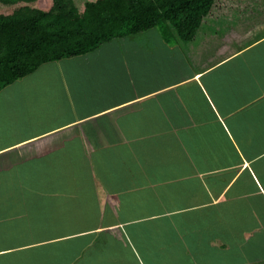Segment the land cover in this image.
Returning <instances> with one entry per match:
<instances>
[{"label": "crops", "instance_id": "crops-1", "mask_svg": "<svg viewBox=\"0 0 264 264\" xmlns=\"http://www.w3.org/2000/svg\"><path fill=\"white\" fill-rule=\"evenodd\" d=\"M18 1L0 15L52 4ZM262 17L196 45L159 36L172 61L156 87L116 92L109 71L86 73L76 102L100 105L1 134L0 264H264Z\"/></svg>", "mask_w": 264, "mask_h": 264}, {"label": "trees", "instance_id": "trees-1", "mask_svg": "<svg viewBox=\"0 0 264 264\" xmlns=\"http://www.w3.org/2000/svg\"><path fill=\"white\" fill-rule=\"evenodd\" d=\"M220 1L92 0L78 8L77 0H52L46 10L25 7L0 15V92L45 64L86 56L113 40L143 32L160 30L172 46L179 41L194 43L196 36L202 40L204 35H220L230 25L234 29L241 4H259V0H227L232 7L223 9L218 7ZM234 13L237 19L232 21Z\"/></svg>", "mask_w": 264, "mask_h": 264}, {"label": "rangeland", "instance_id": "rangeland-1", "mask_svg": "<svg viewBox=\"0 0 264 264\" xmlns=\"http://www.w3.org/2000/svg\"><path fill=\"white\" fill-rule=\"evenodd\" d=\"M86 1L89 0H77L78 8H83ZM47 4V2L45 5L38 4L36 7L48 9L49 4ZM263 4H254L248 7L240 5L238 7L239 18H246L247 23H254L260 19L259 15L264 16ZM218 7L230 8L232 4L223 0L218 3ZM3 8L8 9L9 13L14 10V7ZM230 19L234 21L237 17L236 15L231 16ZM232 23L235 24L236 21ZM201 32L203 31L201 30L198 35ZM159 36L163 37L160 30L155 29L123 40H113L89 55L45 64L35 73L8 86L0 92V112L3 113L4 119L3 124H0V128H2L0 135L23 137L34 134L49 125L55 126L72 114L82 115L88 112L87 110L100 105L101 100L99 101L98 96L83 94H80L78 98L81 102H76L75 91L79 86V81L76 80L77 78L87 79L86 73L109 71L111 81L106 83H109L110 88L114 86L116 92H124L120 90L122 84L127 85V92L129 91L131 94L156 87L160 81L156 82L155 78L161 67H170L172 61L168 49L160 43ZM192 41L196 45V42L200 40L196 36ZM189 52L191 51L186 50V53L189 54ZM144 56L147 58L148 72L141 70L145 63ZM145 77H148L147 81H145ZM167 80L169 77L165 76L161 81L166 82ZM84 82L86 83L84 87H91L89 82ZM89 93H91L90 90ZM64 94L72 95L73 101L63 98ZM118 97L117 95L116 99ZM12 112L15 115H12ZM6 116L9 118L6 119ZM98 122L100 121L93 122L91 125L97 126ZM13 152H10L9 155ZM154 158L155 154L150 157L152 160ZM256 255L259 258L258 251ZM25 260L27 259L20 256V261L17 263L25 264ZM176 260L179 262L178 264H188L183 257H178Z\"/></svg>", "mask_w": 264, "mask_h": 264}]
</instances>
